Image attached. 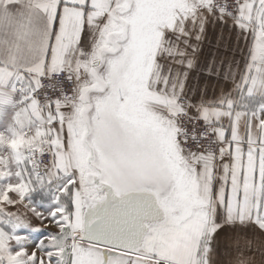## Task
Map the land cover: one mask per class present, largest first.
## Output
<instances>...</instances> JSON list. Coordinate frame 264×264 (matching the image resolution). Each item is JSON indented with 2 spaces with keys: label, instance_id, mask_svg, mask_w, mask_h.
I'll use <instances>...</instances> for the list:
<instances>
[{
  "label": "snow or ice",
  "instance_id": "obj_1",
  "mask_svg": "<svg viewBox=\"0 0 264 264\" xmlns=\"http://www.w3.org/2000/svg\"><path fill=\"white\" fill-rule=\"evenodd\" d=\"M0 264H264V0H0Z\"/></svg>",
  "mask_w": 264,
  "mask_h": 264
},
{
  "label": "crops",
  "instance_id": "obj_2",
  "mask_svg": "<svg viewBox=\"0 0 264 264\" xmlns=\"http://www.w3.org/2000/svg\"><path fill=\"white\" fill-rule=\"evenodd\" d=\"M210 95H211V94H210ZM32 222H33V224H37V223H38V221H36L35 219H33ZM49 230H55V229L51 228V226H50Z\"/></svg>",
  "mask_w": 264,
  "mask_h": 264
}]
</instances>
